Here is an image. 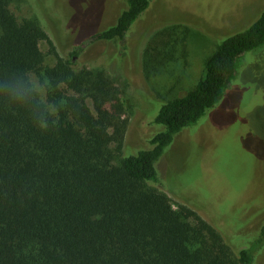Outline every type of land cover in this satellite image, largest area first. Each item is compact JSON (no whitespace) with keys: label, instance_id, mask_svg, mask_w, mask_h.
<instances>
[{"label":"trees","instance_id":"obj_1","mask_svg":"<svg viewBox=\"0 0 264 264\" xmlns=\"http://www.w3.org/2000/svg\"><path fill=\"white\" fill-rule=\"evenodd\" d=\"M12 1L0 0V264H263L264 216L236 238L191 195L173 192L183 202L175 208L157 163L182 128L221 101L240 57L264 46V11L219 43L205 76L159 109L154 122L164 129L132 153L126 77L77 67L79 46L48 63L40 43L52 41L40 20L19 18ZM150 2L127 0L116 22L83 44L127 45ZM184 32L164 27L150 38L147 73L174 57L169 46L184 45Z\"/></svg>","mask_w":264,"mask_h":264},{"label":"rangeland","instance_id":"obj_2","mask_svg":"<svg viewBox=\"0 0 264 264\" xmlns=\"http://www.w3.org/2000/svg\"><path fill=\"white\" fill-rule=\"evenodd\" d=\"M126 5L127 0H13L11 8L19 18L40 20L52 41L40 43L48 63L79 46L77 67H103L126 77L124 95L133 106L126 144L139 147L135 153L150 146L148 136L164 129L154 122L161 106L195 87L205 76L207 58L227 35L248 28L262 14L264 0H151L149 15L127 32V45L118 39L83 44L92 32L114 24ZM171 26L181 37L187 29L185 44L170 45L174 57L147 73V43ZM34 84L42 90L36 77ZM157 166L175 208L183 202L173 192L191 195L207 208L206 219L226 218L235 237L259 223L264 216V46L240 57L221 101L175 135Z\"/></svg>","mask_w":264,"mask_h":264},{"label":"clouds","instance_id":"obj_3","mask_svg":"<svg viewBox=\"0 0 264 264\" xmlns=\"http://www.w3.org/2000/svg\"><path fill=\"white\" fill-rule=\"evenodd\" d=\"M38 102L41 104H46L47 100L43 96H41L39 98ZM40 127H41V129H45L47 127L46 121L41 120Z\"/></svg>","mask_w":264,"mask_h":264}]
</instances>
